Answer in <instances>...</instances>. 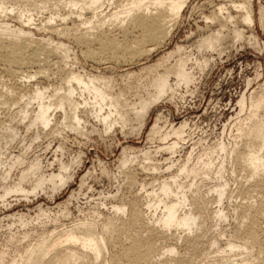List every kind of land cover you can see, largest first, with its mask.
<instances>
[{"label":"rangeland","instance_id":"obj_1","mask_svg":"<svg viewBox=\"0 0 264 264\" xmlns=\"http://www.w3.org/2000/svg\"><path fill=\"white\" fill-rule=\"evenodd\" d=\"M122 1L104 8L111 12L124 10L128 7L127 1ZM249 1L254 19L250 23L244 20L245 11L238 6L242 0H188L171 33L159 44H150L151 51L130 62H96L86 58L76 43L62 38L71 46L69 66L105 74L114 83V93L124 91L122 98L128 99L131 112L124 127L116 124L107 130L91 110V104H83L80 131L62 123L60 109L51 110L54 120L49 127L42 131L36 127L27 129L28 118L24 119L23 114L35 113L38 104L34 98L30 99L29 106L24 103L26 96L19 104H13L12 100L6 105L0 104V258L3 264H18L15 256L31 245L37 246L42 233L57 234L77 223L107 217L123 197H134L142 183L151 192L159 191L160 183L173 174L184 184L190 183L192 176L179 171L184 164L188 170L194 167L198 178L206 177L207 186H214L216 177L220 176L217 168L220 169L226 155L220 146L224 143L231 149L240 142L235 137L236 124L249 113L253 98L264 97V17L260 10L264 0ZM32 13L34 20L26 27L34 37L47 38L51 33L41 26L50 12ZM3 15L0 23H8L13 28L25 24L15 13ZM54 39L59 37L55 35ZM170 53L173 54L168 56ZM180 58L186 60L192 78L186 82L171 72V90L147 107L139 118L133 104L145 96L144 85L149 81L148 71L142 68L160 64L158 71L173 69ZM49 62L48 76L37 74L39 65H24L26 74L35 75L26 78L28 81L24 84L30 88L35 84L34 87L47 86L49 93L60 81L55 60ZM1 67L0 101L5 98L6 86L16 82ZM133 73L137 75L130 78ZM243 98L245 107L241 111ZM259 114L264 116V103ZM181 125L182 132L175 134L174 129ZM154 126L157 128L152 132ZM174 142V148L164 149ZM145 151H149L147 159ZM125 154L138 155L133 161L136 166L153 165L159 170L139 169L136 183L131 186L124 174L130 163L121 166ZM37 160L42 168L34 170L31 166ZM41 175L45 180L38 186ZM224 175L229 178L228 172ZM19 182L24 191L7 193L8 187ZM230 183L229 188L233 189L234 181ZM234 200H223L225 212L231 213ZM235 225V219L229 215L220 228L230 232ZM27 233L29 236L25 237ZM222 239L225 241L227 236ZM183 244V239L179 240L176 251H184ZM50 256H45L41 264H57L50 262ZM67 264L82 263L74 257ZM183 264L191 263L187 260Z\"/></svg>","mask_w":264,"mask_h":264},{"label":"bare ground","instance_id":"obj_2","mask_svg":"<svg viewBox=\"0 0 264 264\" xmlns=\"http://www.w3.org/2000/svg\"><path fill=\"white\" fill-rule=\"evenodd\" d=\"M126 1L127 8L111 12L104 8L105 5L108 8L123 1L0 0V15L15 13L25 22L23 26L14 28L8 23H0V66L16 80L11 85L6 84L5 98L0 104L6 105L11 100L13 104H19L26 96L24 103L29 106L32 102L30 99L34 98L38 104L35 113L23 114L24 119L28 118L27 129L36 127L42 131L49 127L54 120L51 110L60 109L62 123L80 131L83 104H91V110L107 126V130L116 124L126 126L131 112L128 99L122 98L124 91L114 93V83L105 74L76 70L69 66L71 46L62 40L65 38L76 43L86 58L96 62H130L151 51L148 47L150 44H159L171 33L173 23L188 2ZM242 1L238 6L245 11L244 20L253 22L250 1ZM223 9L221 6L219 11ZM260 10L264 17L263 4ZM32 11L50 12L46 23L41 26L51 33L47 38L34 37L26 27L34 20ZM68 20H71V24ZM55 35L59 40L54 39ZM51 59L55 60L60 81L53 85L49 93L47 86L34 87L35 84L30 88L24 84L28 81H25L26 78L35 76L26 74L24 65H39L37 74L46 75L50 73L47 70L51 66ZM159 65L142 68L148 71L149 81L144 85L145 96L133 104L139 118L147 107L171 90V72L186 82L192 78L183 58L176 62L173 69L158 71ZM136 75L133 73L129 76ZM263 103V96L253 98L249 113L236 124L238 133L235 137L240 142H236L231 149L224 143L220 146L226 155L220 169L217 168L220 176L216 177L214 186H207L206 177L198 178L196 169L191 167L188 170L184 164L179 171L192 176L190 183L179 181L177 174L164 179L159 191L151 192L142 183L133 198L123 197L113 205L112 214L103 219L77 223L57 234L42 233L37 246L27 247L14 260L18 264H41L44 257L51 254L50 262L57 264H67L74 257L79 258L82 264H183L187 260L191 264H264V116L259 114ZM241 106L243 111L244 98ZM182 126L174 129V133L180 135ZM155 128L151 131L154 132ZM175 145L176 142L164 149L167 151ZM148 153L144 152L146 159ZM137 157L125 154L121 158V166L130 163L124 174L131 186L136 183L139 169L159 170L153 165L136 166L133 161ZM31 167L39 170L42 163L37 160ZM225 172H228L229 178L225 177ZM205 173L209 175V172ZM44 180V175H41L37 185L41 186ZM231 181H234L233 189L229 188ZM6 191H24V188L19 182ZM226 198L235 199L231 213L225 212L223 200ZM158 210L160 213L157 214ZM229 215L235 219L236 225L227 232L220 225ZM28 236L29 233L25 234V237ZM224 236H227L225 241L222 239ZM181 239L184 241V251L179 252L176 250ZM0 264H3L1 258Z\"/></svg>","mask_w":264,"mask_h":264}]
</instances>
